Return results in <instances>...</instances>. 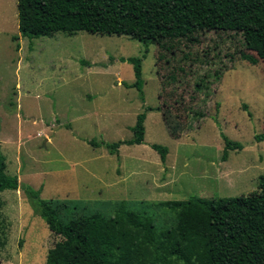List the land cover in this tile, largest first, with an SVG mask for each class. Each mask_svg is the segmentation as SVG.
<instances>
[{
    "label": "rangeland",
    "instance_id": "rangeland-1",
    "mask_svg": "<svg viewBox=\"0 0 264 264\" xmlns=\"http://www.w3.org/2000/svg\"><path fill=\"white\" fill-rule=\"evenodd\" d=\"M197 37L189 46L173 41V53L117 34L31 38L19 32L18 0H0V153L21 185L0 194V264H48L65 241L35 214L23 186L42 189L63 222L96 212L110 218L125 203L151 217L158 236L178 222L167 201L258 190L262 38L254 31ZM130 58H142V91L128 86L136 81ZM143 112L144 143L111 153L106 144L133 138ZM223 134L244 146L226 161ZM153 144L168 148L165 162ZM171 259L159 264H180Z\"/></svg>",
    "mask_w": 264,
    "mask_h": 264
},
{
    "label": "trees",
    "instance_id": "trees-1",
    "mask_svg": "<svg viewBox=\"0 0 264 264\" xmlns=\"http://www.w3.org/2000/svg\"><path fill=\"white\" fill-rule=\"evenodd\" d=\"M18 23L20 34L31 38L56 32L117 34L172 53L173 41L193 45L201 32L254 31L262 38L264 54V0H18ZM240 56L257 63L249 54ZM129 61L136 81L128 86L142 91V58ZM146 117V112L138 115L133 138L107 143L109 151L114 154L122 144L144 143ZM223 137L226 161L231 150L244 146ZM255 139L264 141V128ZM152 146L165 162L168 148ZM20 186L18 176L7 172V158L0 153V194ZM23 189L35 214L65 239L51 251L48 264H159L162 258L180 264H264V175L258 190L249 195L212 200L192 195L167 201L178 222L160 236L151 217L127 209L125 203L110 218L96 212L63 222L56 204L42 199V189Z\"/></svg>",
    "mask_w": 264,
    "mask_h": 264
}]
</instances>
